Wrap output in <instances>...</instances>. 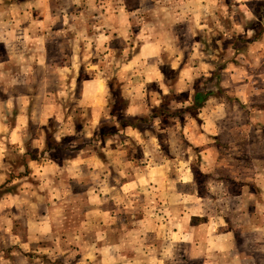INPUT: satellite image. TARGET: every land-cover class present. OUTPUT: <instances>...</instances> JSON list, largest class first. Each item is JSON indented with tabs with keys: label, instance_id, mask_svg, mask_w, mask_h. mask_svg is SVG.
<instances>
[{
	"label": "rangeland",
	"instance_id": "rangeland-1",
	"mask_svg": "<svg viewBox=\"0 0 264 264\" xmlns=\"http://www.w3.org/2000/svg\"><path fill=\"white\" fill-rule=\"evenodd\" d=\"M181 3L221 0H0V174L21 181L0 194L21 185L29 217L50 211L41 232L20 233L31 259L264 264V113L242 101V83L259 84L247 69L262 59L264 0H222L224 15L209 9L217 34L190 40L188 18L171 22ZM172 38L189 45L179 62Z\"/></svg>",
	"mask_w": 264,
	"mask_h": 264
},
{
	"label": "crops",
	"instance_id": "crops-1",
	"mask_svg": "<svg viewBox=\"0 0 264 264\" xmlns=\"http://www.w3.org/2000/svg\"><path fill=\"white\" fill-rule=\"evenodd\" d=\"M260 53L262 59L258 64V68H256V70H254L253 68L249 70L247 69V71L250 72V74L252 73L256 76L255 77L256 82L259 84L253 85L251 83V80L253 79L252 77L249 79L250 80L249 82L244 81V83H242V87L245 88L246 91L248 90V88H251V91L247 95H245V97H242L244 108L248 113L251 112L258 113L259 116H261L264 113V90H263L264 50L260 51ZM256 72H258L259 74ZM254 87L258 88L257 94L254 93L256 92L253 90ZM257 104L258 106H256ZM107 106L112 107L109 102ZM209 124L211 128L212 125L211 123ZM60 149H63V147H60ZM64 151H67V153L71 152L68 148H66V150ZM1 152L3 154V153H8L10 151L8 150L6 151L5 148L3 147V149L0 148V154ZM19 152H23V150ZM24 157H26L24 154L19 155V159H22L23 162H24ZM30 162L32 165L30 164L29 168H35L37 162H32V161ZM72 163L73 162L67 161L66 164H63L61 160L54 159L49 161L46 165L48 168H52V169H62L63 167L64 169H66L67 167H71ZM27 164L25 162L22 164V166L26 169ZM42 164L37 165L38 167H40V170H42V166H40ZM38 174H39L38 175L39 178L41 177L43 178L42 175L40 177V173ZM0 178H3L0 179L2 185H4L7 182L6 184L7 186L5 185L7 188L8 185L13 186V184L17 182H21L19 178H17L16 182L12 180L9 182L7 181V179L2 177V174H0ZM67 183H69L68 180ZM6 187H4L3 189H6ZM11 189L9 188L7 189V191L5 190L2 192V194H0V255H2L0 256V264H40V263L42 264V262H39V260H37L36 258L31 259L30 255L28 257V254L26 255L24 253L25 252L24 249H27V246L25 244L26 240H24L22 237L20 238V233L27 232V230L34 232L39 230V232H41V226L42 225L47 226V221H45V218L42 217H45V215L50 213V211L48 212L46 211V214L40 213L39 216L35 214L33 218L29 217L27 211L22 210L24 209V205H21L22 203H20L26 196L25 194L27 193L21 192V185L18 186L17 191ZM22 216L26 219L21 220ZM49 228H50L49 232L51 233L53 231L52 225H50ZM28 248H32V246ZM38 253L37 255H39ZM43 258H45L46 263L53 264V262H55V259L50 255L46 257L43 256L41 259Z\"/></svg>",
	"mask_w": 264,
	"mask_h": 264
},
{
	"label": "clouds",
	"instance_id": "clouds-1",
	"mask_svg": "<svg viewBox=\"0 0 264 264\" xmlns=\"http://www.w3.org/2000/svg\"><path fill=\"white\" fill-rule=\"evenodd\" d=\"M141 4L143 5L146 0H140ZM179 9L180 11L177 12L176 10ZM209 9H213L215 11H219L221 15H224L225 12L223 10L222 7V0H221V5L218 7L215 4L212 3H181V4H175L171 6V12H172V21L171 22H175L176 18H180V17H185L188 18L190 20V22L192 23V30L189 34L188 39H191V36H194L197 34L196 29H199L201 32H203L205 35H216V31L213 30V28H209L208 27V17L211 16L213 21H216V17L212 15V11H209ZM247 18L248 19H252L250 14H247ZM166 20L168 19V17L165 18ZM201 21H204L203 24H201ZM161 27H164V25H161ZM215 28L219 29V31L224 32V29L221 28L219 22L217 21L215 23ZM233 32H237V33H241L244 34V29L243 27H234L233 28ZM224 35L226 37L232 35V32H224ZM247 35H251V33H247ZM202 47H204L203 44H199L196 45V48L199 50ZM168 52L170 53L169 55V61H175V62H179L180 58L184 55V52L189 50V45L187 44L186 41V46L183 48V50H181V47L176 43V39L172 38L168 41V48H167ZM198 59L200 60H208V61H213L216 59V55L213 53H209L208 55H205L203 52L199 53ZM169 61H164V60H157L158 64H163ZM202 67L204 68V75H207L212 69H213V65L211 63L208 64H204L202 65ZM185 75L187 76V73H185ZM187 87L189 89H191V79L188 80L187 82ZM174 91V89L171 88H165L164 89V94L168 95L170 92ZM186 105H179L176 104L175 107H183ZM149 114V109L145 108L143 109V111H138V110H130L128 113H126V115H148ZM112 123H116L115 119L113 118L111 120ZM156 125L159 124V121L157 120ZM119 125H117L118 127ZM159 130V129H157ZM65 134H70L69 133H65L64 131H59L56 133L55 135V139L56 141H59L61 139V137ZM89 137L91 136V132H89L87 134ZM133 136H136L135 133H132ZM136 139H139L138 136H136ZM37 146L38 147H43L42 142H37ZM96 147H99V145H96ZM103 151V150H102Z\"/></svg>",
	"mask_w": 264,
	"mask_h": 264
},
{
	"label": "trees",
	"instance_id": "trees-1",
	"mask_svg": "<svg viewBox=\"0 0 264 264\" xmlns=\"http://www.w3.org/2000/svg\"><path fill=\"white\" fill-rule=\"evenodd\" d=\"M207 96H208V94L206 92H198L195 96V101H194L195 107L198 106L199 101L203 102Z\"/></svg>",
	"mask_w": 264,
	"mask_h": 264
}]
</instances>
